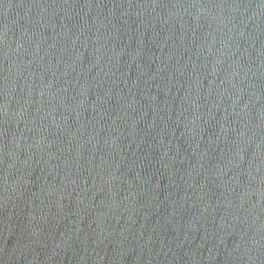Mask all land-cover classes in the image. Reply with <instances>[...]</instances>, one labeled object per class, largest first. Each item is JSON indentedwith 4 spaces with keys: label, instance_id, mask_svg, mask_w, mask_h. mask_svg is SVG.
Here are the masks:
<instances>
[{
    "label": "water",
    "instance_id": "95a60500",
    "mask_svg": "<svg viewBox=\"0 0 264 264\" xmlns=\"http://www.w3.org/2000/svg\"><path fill=\"white\" fill-rule=\"evenodd\" d=\"M0 264H264V0H0Z\"/></svg>",
    "mask_w": 264,
    "mask_h": 264
}]
</instances>
